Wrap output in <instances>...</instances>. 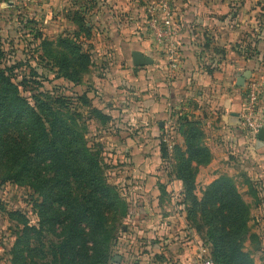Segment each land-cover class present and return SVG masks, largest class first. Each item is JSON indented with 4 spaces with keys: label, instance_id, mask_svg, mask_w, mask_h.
<instances>
[{
    "label": "trees",
    "instance_id": "1",
    "mask_svg": "<svg viewBox=\"0 0 264 264\" xmlns=\"http://www.w3.org/2000/svg\"><path fill=\"white\" fill-rule=\"evenodd\" d=\"M72 22L76 30L64 31L54 41L34 32L37 63L18 81L14 71L25 62L7 66L0 48V183L26 187L38 198L32 203L37 226L18 210L7 212L20 229L7 252L10 264H118L119 256L111 254L116 226L132 217L120 192L106 181L100 149L86 140L83 113L102 127L111 121L93 103L96 92L67 96L55 85L40 90L56 80L80 86L90 71L93 61L81 35L88 38L92 26L84 12H74ZM249 52L258 49L249 46L243 53ZM176 125L182 144L169 148L161 140L159 154L167 175L182 185L185 220L202 234L213 264H255L244 247L249 242L256 251L260 244L250 231L251 207L225 174L196 197V176L211 162V152L199 122L181 117ZM244 181L253 201L260 202L257 184ZM45 235L54 241L45 243Z\"/></svg>",
    "mask_w": 264,
    "mask_h": 264
},
{
    "label": "crops",
    "instance_id": "2",
    "mask_svg": "<svg viewBox=\"0 0 264 264\" xmlns=\"http://www.w3.org/2000/svg\"><path fill=\"white\" fill-rule=\"evenodd\" d=\"M61 1L47 0L45 6L49 18L62 22L59 34L76 30L72 16L84 12L104 54L105 67L101 76L94 78L93 88L99 97L107 99L101 107L111 117L105 127L109 126L108 141L115 140L110 142L114 156L131 160L129 171L143 172L147 182L153 178L151 167L161 161V140L169 148L183 142L177 119L195 120L200 123L212 156L211 162L198 170L196 190H203L223 174L233 180L255 182L260 198L258 214L264 217V157L259 165L256 159L248 158L252 149L264 156V143L249 138L240 125L246 80L237 85L246 72L250 77H260L255 73L260 72L264 38L254 10L240 4L227 5L232 0H171L174 23L179 26L172 44L175 66L168 61L169 47L157 49L148 31L145 8L155 0H63L62 7ZM38 9L39 13L40 6ZM249 46H256L258 53L245 55ZM134 51L153 63L141 68L132 66ZM259 111L264 118V87ZM255 163L259 166L256 169ZM160 167L153 173L164 176L162 190L177 191L181 197V183L167 175L164 163ZM244 188L248 190L246 185ZM159 197L157 194L156 200ZM128 219L138 227L134 225L122 237L125 247L118 264H199L201 248L205 247H200L198 236L185 218H177L181 220L176 231L171 225L173 218ZM260 220L251 231L261 242L257 228L264 225V218ZM157 222L165 225L159 227ZM254 254H258L255 263L264 264V248Z\"/></svg>",
    "mask_w": 264,
    "mask_h": 264
},
{
    "label": "rangeland",
    "instance_id": "3",
    "mask_svg": "<svg viewBox=\"0 0 264 264\" xmlns=\"http://www.w3.org/2000/svg\"><path fill=\"white\" fill-rule=\"evenodd\" d=\"M62 2L63 0L61 1V7L63 6ZM0 3H2L0 4V48L6 53L4 62H6L7 66L25 62V66H20L14 71L17 75L16 81H18L22 76L28 75L29 69L35 67V63H37L38 42L33 39L34 32L40 30L43 35L54 41L58 37L57 35L62 31V22L54 19L53 16L49 18V12L45 7L47 5V0L46 2L45 0H31L29 2H23V0H0ZM229 3L235 4V6L240 4L248 9H253V15L255 14L254 17L263 28L262 38H264V0H232L228 1L227 5H229ZM39 6L40 12L38 13ZM34 13L36 16L33 15ZM81 37L83 49L89 51L93 61L89 73L82 78V84L72 87L60 80H56L43 83V88L40 90H49L55 85L59 93L61 92L67 96H73L87 89H93L97 92V90L93 88V80L96 76H101V70L105 67V61L102 59L104 54L101 51V47L97 45L95 30H92L88 38H84L82 35ZM260 49L263 59L259 62V66H261L260 72L255 74L264 78V44L260 46ZM38 72H42L41 69H38ZM49 78H53L52 74L49 75ZM245 93L246 85L242 92V99L245 98ZM23 94L26 96L29 95L27 93ZM91 95L92 93H89V96ZM93 103L97 104L98 108L103 111L101 105H105L107 99L105 97L101 98L96 94ZM103 108L105 109V107ZM82 120L85 121V125L87 126L86 140L88 144L99 148L101 151L105 164L104 172L107 183L114 186L120 192L122 198H124L129 206V213L132 215V217L121 219L117 224L115 246L111 254L113 256H119V254L123 255L121 252H124L123 248L125 245L122 243L121 239L125 234L128 235L136 224L128 218H173V223H171V225L174 227V231H176L177 226H179V221L181 220L177 218L186 219V212L182 205V197L177 195V191L171 190L170 192H166L162 190L163 184L165 183V179H163L164 176L162 177L153 173L155 169L161 168L160 166H162L163 162L158 160L155 167H151L152 172L150 175H152L153 178H150L146 182V175H143V172L129 171L128 167L132 163L131 160H119L112 153L113 148L110 142H115V140L110 139L111 141H108L109 139L106 138L109 126L102 127L98 123L88 120L85 113L82 114ZM164 134H166V132ZM249 156L248 158H253L252 161L256 159L258 165L260 160L264 157L255 149H252V155L249 154ZM257 163H255L254 169L259 167ZM234 182L243 200L245 202L250 201L249 198L251 197L249 191H243V189H245V181L237 179L234 180ZM201 184L202 182L198 186H201ZM144 188H147V190L145 191ZM198 188V190H195V195L198 194L196 197L200 198L202 190L200 187ZM30 194L31 192L26 187H18L10 183H0V264H10L7 252L15 241L16 234L20 233V229L17 225L8 219L7 212L18 210L28 218L31 225L37 226L38 218L33 211L32 203L38 200V198ZM157 194H160L158 200H156ZM250 202L249 206L251 207L252 218L249 222V226H251V231L252 228L260 224V218L264 217L258 214L257 203H255L253 199H251ZM154 222L156 221L154 220ZM163 222H157L156 224L160 227L163 226ZM187 224L189 226L188 222ZM190 229L192 228L190 227ZM257 229L262 237V241L256 250L259 251L264 248V238L262 236V234H264V225ZM192 230L194 231V229ZM201 236L202 234L198 236L200 247L205 246ZM52 241H54V239L51 238L50 235H45V243ZM244 247L245 250L252 255L254 262L256 259L258 260V254H254V249L249 242H246ZM199 264H203L201 255H199Z\"/></svg>",
    "mask_w": 264,
    "mask_h": 264
},
{
    "label": "built area",
    "instance_id": "4",
    "mask_svg": "<svg viewBox=\"0 0 264 264\" xmlns=\"http://www.w3.org/2000/svg\"><path fill=\"white\" fill-rule=\"evenodd\" d=\"M29 1L31 0H23V2ZM145 15L148 31L156 48L168 46L169 64L176 66L175 49L172 48V44L179 33V26L174 23L171 0H155L146 6ZM263 87V77L252 76L247 79L245 99L239 122L251 139H256L259 129L264 128V118L259 111V100ZM201 257L203 264H213L206 248H201Z\"/></svg>",
    "mask_w": 264,
    "mask_h": 264
},
{
    "label": "water",
    "instance_id": "5",
    "mask_svg": "<svg viewBox=\"0 0 264 264\" xmlns=\"http://www.w3.org/2000/svg\"><path fill=\"white\" fill-rule=\"evenodd\" d=\"M131 63L134 67H145L148 65H151L153 63V60L149 57L144 56L142 53L134 51L131 53ZM250 77V73L246 72L243 77H240L238 79L237 85H242L245 80H247ZM256 138L258 141L264 143V128H260L259 131L256 134ZM118 257H115V262H117Z\"/></svg>",
    "mask_w": 264,
    "mask_h": 264
}]
</instances>
